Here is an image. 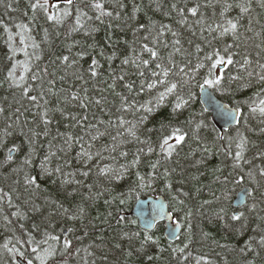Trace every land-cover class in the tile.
Masks as SVG:
<instances>
[{
	"label": "trees",
	"instance_id": "obj_1",
	"mask_svg": "<svg viewBox=\"0 0 264 264\" xmlns=\"http://www.w3.org/2000/svg\"><path fill=\"white\" fill-rule=\"evenodd\" d=\"M35 2L0 0V264H21L9 248L41 264L36 257L49 245L56 254L46 264H264V0H102L112 15L100 19L94 0H48L47 12L33 10ZM51 14L60 22L49 20ZM228 19L238 22L235 36L217 27ZM144 43L158 51L157 59L142 52ZM217 52L225 63L209 76ZM142 59H150L147 68ZM157 63L171 68L167 79L178 88L141 123L148 114L140 105L155 106L164 91L146 87L156 79L152 71L160 72ZM13 64L36 101L7 78ZM216 76L220 85L209 88L241 110L239 125L229 131H219L200 103L199 85ZM178 97L187 103L173 113ZM176 128L186 137L181 144L169 140L174 151L166 158L160 144ZM242 138L244 159L236 161ZM246 188L247 202L236 210L233 202ZM149 195L163 196L181 224L176 243L166 240L163 224L146 232L131 216L135 201ZM65 238L71 240L66 250Z\"/></svg>",
	"mask_w": 264,
	"mask_h": 264
},
{
	"label": "snow or ice",
	"instance_id": "obj_2",
	"mask_svg": "<svg viewBox=\"0 0 264 264\" xmlns=\"http://www.w3.org/2000/svg\"><path fill=\"white\" fill-rule=\"evenodd\" d=\"M72 2H73V0H66V3L69 4V5H71ZM262 6H264V5H262ZM9 7H11V5H9ZM30 7L33 10H36L37 8H40V9H43L45 12H47L48 8H49V3H48V0H44L43 3H40V0H36L35 3H31L30 4ZM51 7L52 8H56V7H58V5L53 4V5H51ZM92 7L97 12L100 13V15H98L96 17V19H100L102 16H105V15H107V16H111L112 15L111 11H108V10L105 9V5L102 2V0H94V3L92 4ZM172 7H173V9H176L177 6L175 4H173ZM227 7L230 8L231 5H228ZM136 10L139 11V8H137ZM240 10H241V12H246V11H248V8L247 7H241ZM178 11L180 12L181 16H183L184 9L181 8ZM188 11L193 16H195V15H197L198 8L197 7H191V8L188 9ZM67 14H68L67 12L64 13V15H67ZM221 14L223 15V13H221ZM84 15H86V14H84ZM47 18L49 20H56L57 22H60V17L56 16L55 14L49 15ZM181 22H183V21H181ZM76 23H77V25H80V16H77ZM17 27L23 28V29H27V25H17ZM141 27H143V26H141ZM217 27L218 28H222L221 35L232 33L235 36L236 33H237V30H238V22L237 21H233L231 19H228L226 21V26L217 25ZM5 31H8L6 26H5ZM160 34L162 35L163 33L161 32ZM173 35H176V34L173 33ZM9 39H11V36L9 37ZM147 39H148V37H145V40H147ZM21 43L22 44L24 43L23 36H21ZM152 43L155 44V43H157V41L155 39H153ZM175 43L179 44L180 41L176 40ZM21 50L24 51L25 56L28 55L26 50H24V49H21ZM141 50H142V52H147L149 54L151 60H155V59L158 58V51L155 48L150 47L148 43H144L142 45V49ZM12 51L15 52L16 50L12 49ZM176 51H179V49H176ZM215 55H216L217 59H215L213 61V63L211 64V68L209 70V76L213 75L211 69H215L218 64L225 63V58L224 57H220L219 52L215 53ZM9 59H11V57H9ZM150 59H142L141 60V63L143 64V66L145 68H147L149 66ZM207 59L211 60L212 56H208ZM63 60L64 61H68V57L67 56L63 57ZM226 62L229 65L232 64L233 63L232 57L228 56L227 59H226ZM96 63H97L96 61H93V64H96ZM124 63H129V61L125 60ZM247 63H248V61L245 60V64H247ZM17 64H22L25 73L30 71V68H29L27 62H19L18 61ZM16 67H17V65L13 64L12 68L8 71L7 78L12 81V83H13V85L15 87L23 89V95L28 96L29 87L24 85V81L26 80V76L24 74H21L17 78L16 75H15ZM156 68L160 69V72L157 73L155 70L152 71L151 74H152L153 77H156V79L154 81H152V82H148L146 84V87L148 89H154V88L157 87V85H161V86H165L164 87V91L158 93L157 102H156L155 106H149V105H151V102H148L147 104L140 105V108L143 109L148 114V115L142 116L140 118V122L141 123L146 121L149 118V116H151L155 112V110L160 107V105L165 100V97L167 95L174 93L175 90L178 88V83L171 82V81H169L167 79L169 77L170 73H171V68L170 67H166V66H163L162 64L157 63L156 64ZM260 68L262 70H264V64L260 65ZM179 72L180 73H184L185 69L184 68H179ZM91 74H92V76H96L97 75L96 71H94V70L91 71ZM140 75L143 76L144 72H140ZM249 75H251V73H249ZM31 79L36 80L37 76L33 75L31 77ZM119 79L123 80L124 77L120 76ZM259 80L260 81H264V74H261L259 76ZM220 83H221V78L219 76H216L215 78L205 79L203 84L199 85V87L203 88L204 86H208V87L211 88V87L219 86ZM112 87H114V85H112ZM126 87L131 88V85H126ZM142 88H143V86H142ZM28 98L30 100H32V101H36L37 100L36 96H28ZM189 98L191 99V93H189ZM178 99L181 102L176 103L174 105L173 113H175L178 109L182 108L184 106V104L187 103V101H184L180 97H178ZM96 103L99 104L100 101L97 100ZM260 104L264 105V100H261ZM129 107H132V105L130 104ZM256 110L257 109H255V108L252 109L253 112H255ZM0 111H3V110L0 109ZM236 111H237V113H239L240 109L237 108ZM259 111H260V113L264 114V106L260 107ZM84 119H87V118L85 117ZM42 122L45 125L50 123V121L47 118V113L46 112L44 113V116L42 117ZM124 123H125V121L121 118L120 119V124L123 125ZM133 127H135V126H133ZM128 131L130 132L131 135H133V136L135 135V132L132 131L131 129H129ZM185 137H186V134L182 133V131L179 128H176V129L173 130L172 136L164 137L163 142L160 144V148H161L162 151L166 152V154H167L166 158L170 157L172 155V152L174 151V145L170 144L169 140L174 138L176 144H181L185 140ZM68 139H71V137H69ZM93 139H96V137H93ZM244 147H245V140H244V138H242L241 142L239 144H237V148L239 150L235 152V160L236 161H241V160L244 159ZM16 150H18V149H16L15 146H14L13 148H9L8 152L12 153L13 151H16ZM141 151H143V149H141ZM148 151L152 152L153 149L151 147H149ZM81 155L82 156H87L89 159H91V156H90V154L88 152H82ZM122 155L127 156V153H122ZM7 159L11 160L12 156L9 155L7 157ZM25 162L27 163L28 161H25ZM245 162H247V161H245ZM132 163H133V165L138 164L139 163V157L137 156L133 160ZM157 164H159V161H157L156 163L152 164L151 167L153 169H155L157 167ZM234 166H239V165L236 164ZM56 171L59 172L60 169L57 168ZM101 171H104V170L102 169ZM45 175H51V173L45 170ZM83 175L87 176L88 173L85 172V173H83ZM261 175H264V169L261 170ZM139 179L143 180L144 178L142 176H140ZM28 182L35 184L37 182V177H30ZM5 195H7V194L5 193ZM121 203H123V201H121ZM65 211H67V209ZM13 215H16V213H13ZM233 219H237L238 220V219H240V217L239 216H233ZM68 231L70 232L71 229H68ZM48 239H50L52 241H56L57 243H59L61 238L59 236H49ZM145 239L146 240H150L151 237L147 236V237H145ZM31 242L32 241L30 239L28 241V243H31ZM47 242L48 241L45 240L43 243H47ZM260 243L262 245H264V237L261 238ZM4 247L7 248L8 247L7 244H5ZM63 247H64L65 250L70 248L71 247V240L65 238L64 241H63ZM249 247H250V245H249ZM8 251L10 253H14L15 256L19 257L20 260H21V264H33V260L31 258H26V253L25 252L20 251L17 248H9ZM31 251H32V253H37L39 251V248L38 247H33L31 249ZM181 251H183V249H181ZM242 251H243V249H242ZM55 254H56V249L53 248L52 245H49L48 248L43 249V254L42 255H37L36 258L41 261V264H46V262H47V260L49 258H52V259L55 258ZM149 259H151V257H149Z\"/></svg>",
	"mask_w": 264,
	"mask_h": 264
},
{
	"label": "water",
	"instance_id": "obj_3",
	"mask_svg": "<svg viewBox=\"0 0 264 264\" xmlns=\"http://www.w3.org/2000/svg\"><path fill=\"white\" fill-rule=\"evenodd\" d=\"M54 3H63L66 0H52ZM200 103L204 110L211 114V120L219 131H228L237 126L241 119V110L237 113L235 107H232L221 101L206 86L200 90ZM14 152H12L11 155ZM250 189L246 188L240 191L233 202L236 210L243 208L247 202ZM136 219L140 229L146 232H153L159 224L164 226V236L170 243H176L181 235L182 226L175 220L174 214L170 211L169 204L161 195H149L139 197L130 212ZM239 212L235 213L238 216ZM21 262V261H20Z\"/></svg>",
	"mask_w": 264,
	"mask_h": 264
},
{
	"label": "bare ground",
	"instance_id": "obj_4",
	"mask_svg": "<svg viewBox=\"0 0 264 264\" xmlns=\"http://www.w3.org/2000/svg\"><path fill=\"white\" fill-rule=\"evenodd\" d=\"M206 87H207L208 89H210L208 86H206ZM200 90H201V89H200ZM210 90H211V89H210ZM211 91H212V90H211ZM200 98H201V93H200ZM205 111H206V110H205ZM206 112H207V111H206ZM211 121H212V120H211ZM212 123H213V122H212ZM238 125H239V124H238ZM238 125H237V126H238ZM237 126H235V127H237ZM235 127H233V128H235ZM233 128H231V129H233ZM231 129H230V130H231ZM228 131H229V130H228Z\"/></svg>",
	"mask_w": 264,
	"mask_h": 264
}]
</instances>
